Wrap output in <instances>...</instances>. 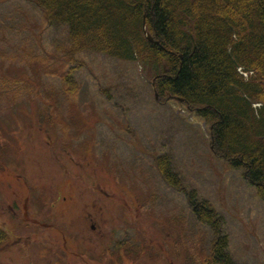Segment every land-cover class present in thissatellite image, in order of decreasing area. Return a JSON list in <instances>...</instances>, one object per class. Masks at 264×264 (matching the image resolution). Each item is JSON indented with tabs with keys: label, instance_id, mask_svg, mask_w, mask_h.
I'll return each instance as SVG.
<instances>
[{
	"label": "rangeland",
	"instance_id": "374dc122",
	"mask_svg": "<svg viewBox=\"0 0 264 264\" xmlns=\"http://www.w3.org/2000/svg\"><path fill=\"white\" fill-rule=\"evenodd\" d=\"M69 47L66 24L49 25L32 2L0 0V225L16 234L0 264L24 262L14 240L32 241L31 264H45L36 242L61 245L63 234L92 251L91 264L110 239L133 243L124 264H221L210 261L214 234L192 213L190 190L222 218L231 261L264 264V200L210 148L208 124L155 99L138 60ZM162 157L184 191L161 178Z\"/></svg>",
	"mask_w": 264,
	"mask_h": 264
},
{
	"label": "trees",
	"instance_id": "16d2710c",
	"mask_svg": "<svg viewBox=\"0 0 264 264\" xmlns=\"http://www.w3.org/2000/svg\"><path fill=\"white\" fill-rule=\"evenodd\" d=\"M26 1L49 25H67L69 51L138 60L160 97L185 99L208 124L215 154L264 200V0ZM143 25L156 43L144 38ZM163 158L155 159L161 177L184 191ZM186 193L195 217L212 227L210 261L234 264L222 218L195 190Z\"/></svg>",
	"mask_w": 264,
	"mask_h": 264
},
{
	"label": "flooded vegetation",
	"instance_id": "af4514ba",
	"mask_svg": "<svg viewBox=\"0 0 264 264\" xmlns=\"http://www.w3.org/2000/svg\"><path fill=\"white\" fill-rule=\"evenodd\" d=\"M63 199H65V197H63ZM9 209L12 211V209L9 207ZM28 226V225H26ZM30 226H37V227H54V230H52V232L54 233L53 235L56 237L58 235H60V232H64L63 229H60V227L58 225H51V224H41V223H35L32 224ZM92 229L96 228V225L92 224L91 225ZM74 236H77L78 233L74 232ZM16 235L15 232H12L11 230V226H7L5 225L4 227L0 225V248H4L5 245H7L6 247H8V245L10 244V238L12 236ZM65 234H63L62 237V242L60 245V239L58 240L57 238L52 239L48 242H36L38 245L43 244L44 247V254L39 255V257L47 262H45V264H75L74 261H71L67 258L70 257H66L65 255V250L67 248H72V250L70 251V254H73L75 256L77 255H82V264H91L90 259L88 258V256L86 255V253L89 252V254L92 253V251L87 250L84 251L83 249L80 250L81 246L79 244V242H77V240L71 239L69 241V246L66 245L67 239H65ZM15 243L18 244H24V246H20L18 245V249H16L15 247H13L15 245ZM30 243H32V241H21V240H14L12 241L10 247H13L15 249H12V253L15 254V257L21 258L24 262L22 263H12V264H31L32 262L29 259L35 260L36 258L32 255V251L30 250L31 248H33L34 246L29 245ZM36 244V245H37ZM133 246V243H130L129 241H119V240H106L105 242H100L99 246H98V250L95 251V253H98L97 251H99V253L103 254L104 259H100L102 261H99L98 264H124L125 260L127 259L126 256H124L125 252L127 251V248H131ZM41 247V245H40ZM38 250V249H37ZM36 250V251H37ZM38 252H42L41 249H39ZM113 252H116L117 255L115 257V262H113ZM139 252V251H138ZM21 254V255H19ZM13 257V256H12ZM14 258V257H13ZM80 264V263H79Z\"/></svg>",
	"mask_w": 264,
	"mask_h": 264
},
{
	"label": "water",
	"instance_id": "95a60500",
	"mask_svg": "<svg viewBox=\"0 0 264 264\" xmlns=\"http://www.w3.org/2000/svg\"><path fill=\"white\" fill-rule=\"evenodd\" d=\"M146 38L149 41H153L152 38L150 37V35L147 32H146ZM179 100H183V99L179 98Z\"/></svg>",
	"mask_w": 264,
	"mask_h": 264
}]
</instances>
